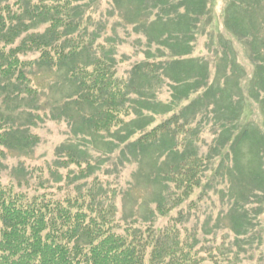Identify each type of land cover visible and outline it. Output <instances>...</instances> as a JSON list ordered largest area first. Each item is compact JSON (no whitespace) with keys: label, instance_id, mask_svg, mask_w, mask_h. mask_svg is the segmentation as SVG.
Segmentation results:
<instances>
[{"label":"trees","instance_id":"1","mask_svg":"<svg viewBox=\"0 0 264 264\" xmlns=\"http://www.w3.org/2000/svg\"><path fill=\"white\" fill-rule=\"evenodd\" d=\"M126 1L140 6L146 3ZM238 1L248 2H230L228 14L235 20L238 12L235 16L232 10L241 11L235 4ZM252 1L254 7H264V0ZM95 2L99 0H16L14 3L0 0V145L9 152L24 151L39 140L30 132V127L18 123L22 112L39 117L36 100L42 90L34 68L61 72L72 88L66 103L75 104L82 113V127L110 138L106 142L109 147L118 137L112 135L121 131L125 154L136 155L135 158L148 157L145 153H151L148 158L157 167L150 177L156 184L161 183V194L155 200V209H150L144 218L123 220L119 213L118 185L105 184L103 176H107V171L97 173V170L94 175L95 163L73 149L65 150L64 154L68 155L58 163L67 169V179L77 186L74 194L67 193L60 199H53L48 193L29 197L24 190H19L20 185L5 183L0 168V264H218L211 257L212 252L198 246L201 241L196 231L188 234L184 226L189 220L187 209L199 208V202L208 196L219 176L225 184L226 178L229 181L230 200H233L230 230L239 239L246 235L248 228L251 237L257 235L254 239L261 241L256 221L264 207L262 25L256 23L258 26L252 30L236 23L230 26L253 48L252 60L257 67L245 86L250 97L246 98L241 79L232 82L230 91L224 90L225 96L230 94L226 110L231 117L230 154L232 151L234 159L230 169L222 163L214 174V168L210 169L212 156L200 154L195 144L194 139L201 131L198 126L194 127L192 120L181 122L182 114L173 112L172 117L155 127L143 128L139 138L127 144L137 131L134 124L148 119L141 114L142 104L132 94L135 97L157 95L167 74L164 71L187 67L188 74L198 67L194 60L185 62L183 56L191 53L190 43L195 39L197 22L204 15L208 0H181L173 10L170 7L171 11L161 9L170 12V17L163 28L157 29L158 37L169 38L176 55L166 64L148 61L133 66L134 74L143 81L144 86L139 87L134 84L132 70L127 79L117 75L112 52L96 43L98 34L90 30L91 18L86 20L90 16L85 14L89 10L86 7ZM182 3L184 11L180 8ZM168 29L179 38L173 39L171 33H164ZM236 54L230 40V63L234 74H240ZM173 81L180 82L178 74ZM211 87L206 85L204 96ZM233 93L238 96L237 101L231 100ZM249 99L259 105L262 124L247 120ZM216 104L219 101L213 105ZM242 118L246 121L240 122ZM4 149L0 150L2 157L6 153ZM220 169H224L223 173ZM50 172L55 173L53 169ZM40 186L47 187L43 181ZM164 218L166 222L162 224L160 220ZM230 261V264H239L233 259Z\"/></svg>","mask_w":264,"mask_h":264},{"label":"rangeland","instance_id":"2","mask_svg":"<svg viewBox=\"0 0 264 264\" xmlns=\"http://www.w3.org/2000/svg\"><path fill=\"white\" fill-rule=\"evenodd\" d=\"M8 1L14 3L16 0ZM120 1L122 2L117 4L113 0H99L90 8L85 6L86 10L89 9L85 14L90 16H86V20L91 18L88 23L90 30L98 34L96 43L103 44L112 52L116 60L117 75L127 79L133 66L137 64L143 65L148 61L166 64L176 55L172 50L170 43L172 41L169 38H159L158 32L161 27L163 28L165 20H169L170 17L168 15L170 12L161 9L170 10L172 7L173 10V6H177L181 0H144L146 3L142 6L136 2ZM231 1L208 0L207 9L197 22L195 39L190 43L191 53L184 55L183 59L185 62L194 60L199 68L190 70L188 73L190 75L186 72L187 67L174 71L168 69L164 71L167 74L164 75L166 77L157 95L148 93L143 97H135L136 95L132 94L137 102L142 104L141 114L148 119H142L134 124L137 131L130 136L127 144L139 138L143 128L145 130L153 128L176 112L178 115L182 114L181 122L192 120L194 127L198 126L201 132L195 137V144L200 154L212 156L213 165L210 169L214 168V174L222 163L227 169L233 166V152L230 154L231 117L230 112L226 110L229 107L230 94L225 96L224 90L230 91L231 87L233 88L232 82L240 79L245 88L255 72L257 63L252 60L253 48L245 43L243 36L236 35L230 26L236 23L252 30V27L260 23L264 37V7L262 9L254 7L252 0L238 1L235 4L241 11L232 10L235 16L238 12L235 20L228 14ZM180 8L185 10L183 3ZM161 19L163 20L160 22ZM166 32L171 33L173 39L179 38L172 29L164 31ZM230 40L237 51L234 58L240 64L239 71H242L240 74H234L230 63ZM34 72L42 90L36 100L39 117H29L26 112H22L18 123L30 127V132L39 140L24 151L13 149L9 152L0 145V150L4 149L6 152L3 157L0 156L3 181L20 185L19 190H24L29 197L48 193L53 199H60L67 193L74 194L77 184L67 179L65 176L67 169L58 163L68 155L64 154L65 150L73 149L95 163L94 175L97 170L99 171L97 173L107 171V176H103L105 184L118 185L121 192L118 199L119 213L123 220H130L133 217L144 218L150 209H155V200L162 189L161 183L156 184L150 177L153 176L151 171L157 167L152 166L153 161L148 158L151 153H145L148 157L140 155L138 158L130 153L125 154V145L120 141L121 131L112 135L118 137L109 147L106 142L110 141V138L108 140L107 137L84 129L82 113L75 104L66 103L72 88L65 82L63 73L41 67L34 68ZM132 72L134 74V70ZM176 74L179 75V83L173 81ZM134 81L137 87L144 86L140 76L134 74ZM206 85L215 86L211 87L213 89L209 88L204 96ZM218 88L222 91H217ZM243 92L246 98L250 97L246 88ZM174 96L177 99H174ZM214 98L217 100L213 102ZM231 100L237 101L238 96L233 93ZM249 100L246 109L249 116L247 120L262 124L259 105L255 100ZM218 101L219 104L213 105ZM245 119L239 121H246ZM51 169L54 170V175L50 172ZM224 169H220L221 173ZM41 181L47 186L46 189L40 186ZM228 185L227 178L225 184L219 176L208 196L199 202V208L187 209L186 215L189 216V220H186L187 225L184 227L187 228L188 234L196 231V237L201 241L198 246L212 252L210 256L214 261L217 259L218 264H230L232 259L239 264H264V207L263 213L256 221L258 224L256 230L262 237L261 241L254 239L257 235L252 238L251 230L248 228L246 235L236 239V235L229 228L232 225L230 206L233 200H230ZM254 208L255 206L253 210ZM160 222L164 224L166 218Z\"/></svg>","mask_w":264,"mask_h":264}]
</instances>
